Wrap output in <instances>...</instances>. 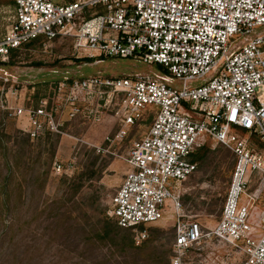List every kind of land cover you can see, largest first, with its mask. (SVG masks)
<instances>
[{
    "label": "built area",
    "instance_id": "obj_1",
    "mask_svg": "<svg viewBox=\"0 0 264 264\" xmlns=\"http://www.w3.org/2000/svg\"><path fill=\"white\" fill-rule=\"evenodd\" d=\"M13 1L10 24L0 31V64L32 42L70 39L73 54L87 60L78 70L121 59L155 65L159 73L66 72L51 102L25 109L0 100L6 117L23 121L34 141L112 106L120 128L106 138L113 143L149 114L146 134L126 154L129 171L110 198L109 216L144 238L150 224L172 214L170 264H192L188 255L206 239L237 250L241 264H264V209L252 211L254 197L264 193V156L239 135L254 133L264 143V0ZM206 140L228 149L235 162L220 220L204 231L184 215L178 187L196 171L192 157ZM54 171L61 172L56 163Z\"/></svg>",
    "mask_w": 264,
    "mask_h": 264
},
{
    "label": "rangeland",
    "instance_id": "obj_2",
    "mask_svg": "<svg viewBox=\"0 0 264 264\" xmlns=\"http://www.w3.org/2000/svg\"><path fill=\"white\" fill-rule=\"evenodd\" d=\"M13 4L0 0L2 33ZM86 62L73 54L70 39L34 42L0 64V100L25 109L41 99L51 102L66 72L82 77L158 72L155 65L121 59L76 69ZM151 118L145 115L122 141L110 143L106 138L120 130L111 106L95 117L65 121L61 134L32 141L23 131L25 123L7 118L0 106V264H170L176 226L172 214L150 224L144 238L138 231L120 229L109 216L110 198L129 171L126 154L146 134ZM239 135L251 151L264 156L256 134ZM195 154L200 156L196 161L192 157L196 171L179 185L178 195L184 215L206 231L220 220L235 157L210 140ZM55 163L61 167L58 174ZM256 187L252 176L248 193L253 195ZM252 206L255 212L264 209V193L254 197ZM244 258L215 239H206L188 255L192 264H241Z\"/></svg>",
    "mask_w": 264,
    "mask_h": 264
},
{
    "label": "trees",
    "instance_id": "obj_3",
    "mask_svg": "<svg viewBox=\"0 0 264 264\" xmlns=\"http://www.w3.org/2000/svg\"><path fill=\"white\" fill-rule=\"evenodd\" d=\"M33 43H34V42H32L31 44H33ZM31 44H28L27 46H29V45H31ZM15 52H17V51H12L11 54H10V57H9V58H11ZM198 158H200V156L197 157V154L193 155V161H196ZM115 224H116V223H115Z\"/></svg>",
    "mask_w": 264,
    "mask_h": 264
}]
</instances>
